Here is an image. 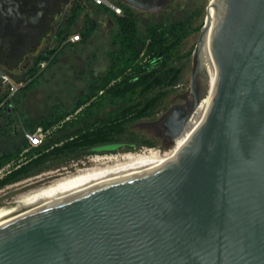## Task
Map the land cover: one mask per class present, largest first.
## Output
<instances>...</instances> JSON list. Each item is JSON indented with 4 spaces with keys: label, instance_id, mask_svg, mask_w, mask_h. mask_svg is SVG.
<instances>
[{
    "label": "water",
    "instance_id": "obj_1",
    "mask_svg": "<svg viewBox=\"0 0 264 264\" xmlns=\"http://www.w3.org/2000/svg\"><path fill=\"white\" fill-rule=\"evenodd\" d=\"M210 27L215 82L185 143L148 170L37 185L1 200L0 264H264V0H211L193 105L163 123L174 141L203 97L195 80Z\"/></svg>",
    "mask_w": 264,
    "mask_h": 264
},
{
    "label": "rangeland",
    "instance_id": "obj_2",
    "mask_svg": "<svg viewBox=\"0 0 264 264\" xmlns=\"http://www.w3.org/2000/svg\"><path fill=\"white\" fill-rule=\"evenodd\" d=\"M208 4L209 0L195 2L182 0L170 6L162 15L150 13L137 15L138 25L144 34L150 23L168 24L184 19H189L190 23L188 34L175 48V54L170 61V64L181 67L177 84L158 87L144 97L137 91L125 104L124 101L111 103L109 100H104L100 112L104 118L90 128L108 129L113 126V130H108L111 131L108 135L113 138L111 142L136 143L135 148L123 147L116 151L94 152L91 146L82 145L83 133L86 130H77L81 125L79 111L82 108H76L78 101L97 90L101 82L100 78L106 76L111 66V54L119 47L115 42L119 25L115 15L103 7L90 9L96 29L86 40L64 46L63 42L62 46H59L61 48L57 57L45 59L34 67V76L29 75L32 70L25 75H9L11 82L8 87L6 86V93L12 97L15 107L14 121L18 127L0 137V154L13 153L12 160L4 165V169L0 172V181L11 177L14 169L51 150L53 146L61 147L69 142L71 148L50 155L37 166L32 175L0 186V201L37 185L51 184L63 175L96 166L101 161H107L104 159L107 156L120 158L129 152L143 153L152 149L165 152L172 149L174 141H165L162 137L164 126L161 122L173 106L186 98H193L191 79L196 66L195 51L206 20ZM83 27L84 25H74L70 33L80 32ZM207 79H209L208 72L204 68L199 71L195 80L196 94L207 93L209 87ZM12 86L14 89H11ZM101 92L99 91L91 100L99 99ZM156 95L159 96V100L155 106L141 114L139 111L142 107L141 102ZM59 117L64 118L49 129H44L47 131V139L62 136L61 140L38 152H32L31 147L23 145L25 131L39 126L44 127V122ZM65 121H74L75 125L64 126L65 130L54 133L66 123Z\"/></svg>",
    "mask_w": 264,
    "mask_h": 264
},
{
    "label": "trees",
    "instance_id": "obj_3",
    "mask_svg": "<svg viewBox=\"0 0 264 264\" xmlns=\"http://www.w3.org/2000/svg\"><path fill=\"white\" fill-rule=\"evenodd\" d=\"M120 5L124 9L123 14L121 15H118L107 7L100 5L105 10L115 15L119 25V31L115 38V42L116 44H119V47L111 54V66L107 71L106 76L100 78L101 82L97 87V90L84 96L83 99L78 101L76 107H82L79 111V123L81 125L77 130H86L83 133L82 138L84 141L82 145L83 147L91 146V150L93 146L110 143L113 139L111 135H108V133L111 132L108 130H113V126L108 129H103V127L90 129L92 125L97 124L102 118H104V116L100 114L102 107L101 104L104 100H109L111 103L124 101L123 103L125 104L126 101L137 91H139L144 97L158 87L177 84L181 72V67L170 64V61L175 54V48L189 32V19L178 20L168 24L163 22L150 23L147 25L146 34H144L140 30L138 17L135 12L126 5ZM95 29V21L88 19L87 23L80 31V40L70 41L69 37L73 34L70 33L71 29H69L64 37V44H62L64 46L66 44H73L75 42L86 40ZM62 44L60 46H62ZM60 48L58 47L51 53L42 56L38 62L40 63L45 59L57 57ZM34 71L35 68L32 69L29 75L34 76ZM99 91H102L100 98L92 101L91 99ZM157 100H159L158 95L141 102L142 107L139 109L140 113L143 114L150 111L157 103ZM1 116L0 111V137L11 132V129L1 122ZM63 118L64 117H59L44 122L43 128L49 129ZM65 122L66 123L57 128L54 133L65 130L66 128L64 126L75 125L74 121ZM35 129H29L27 131H34ZM46 139L47 137L41 145L29 146L27 139L23 136V145L31 147L32 152H38L52 146L54 142L61 140L62 136ZM69 148H71L69 142L61 147L53 146L51 150L41 153L32 160L14 169L11 173V177L0 181V186L9 181H17L32 175L33 172L36 171L37 166L50 155ZM12 158L13 153H1L0 169L9 163Z\"/></svg>",
    "mask_w": 264,
    "mask_h": 264
},
{
    "label": "flooded vegetation",
    "instance_id": "obj_4",
    "mask_svg": "<svg viewBox=\"0 0 264 264\" xmlns=\"http://www.w3.org/2000/svg\"><path fill=\"white\" fill-rule=\"evenodd\" d=\"M115 1L130 7L136 15H162L182 0H135L139 6H132L126 0ZM92 7L101 8L93 0H0V111L1 122L8 128L14 130L18 125L14 121V103L6 93L8 84L3 77L7 75L10 79V76L29 73L42 56L63 43L69 29L74 25L83 26L92 19ZM192 97L172 107L177 110L176 120H181L190 111L193 93ZM161 125L164 126L162 137L165 141L171 140L168 126L163 121ZM119 143L123 144L120 148L136 147V143Z\"/></svg>",
    "mask_w": 264,
    "mask_h": 264
},
{
    "label": "bare ground",
    "instance_id": "obj_5",
    "mask_svg": "<svg viewBox=\"0 0 264 264\" xmlns=\"http://www.w3.org/2000/svg\"><path fill=\"white\" fill-rule=\"evenodd\" d=\"M210 3L211 0L209 1L207 12L209 11ZM208 31H209L208 38L205 41L200 51V56H201V62L205 70L208 72L209 79L207 80L209 83V87L207 88L208 89L207 93L203 95L198 107L195 109L191 117L188 119L187 124L185 126V130L175 138L174 146L172 149L165 152H161L160 150L158 151L153 149L143 153L129 152L123 154L120 158H117V156H110V157L107 156L104 158L107 159V161L106 160L101 161L96 166L84 168L73 174L70 173L65 176L63 175V177H59L58 179L54 180V182H52L51 184H67V183L78 182L99 176L140 171V170H148L167 161L185 143V141L198 127L209 105L210 94L212 91L213 84L215 82V73H214V58L211 52L213 27H210ZM96 160L98 161L99 158H97Z\"/></svg>",
    "mask_w": 264,
    "mask_h": 264
},
{
    "label": "built area",
    "instance_id": "obj_6",
    "mask_svg": "<svg viewBox=\"0 0 264 264\" xmlns=\"http://www.w3.org/2000/svg\"><path fill=\"white\" fill-rule=\"evenodd\" d=\"M93 2L96 5H102V6L107 7L109 10L115 12L118 15L123 14L122 6L118 2H116L115 0H93ZM80 39H81V33L80 32H77V33H75L69 37L70 41H78ZM3 80L7 84H9L11 82V80L9 79V77L7 75H5L3 77ZM11 89H14V87L12 86ZM46 136H47V131L42 126L37 127L34 131H25L24 132V137L27 139L29 146L41 145L44 142ZM3 169H4V167H2L0 169V172Z\"/></svg>",
    "mask_w": 264,
    "mask_h": 264
},
{
    "label": "crops",
    "instance_id": "obj_7",
    "mask_svg": "<svg viewBox=\"0 0 264 264\" xmlns=\"http://www.w3.org/2000/svg\"><path fill=\"white\" fill-rule=\"evenodd\" d=\"M95 4V3H94ZM98 6H100V5H98Z\"/></svg>",
    "mask_w": 264,
    "mask_h": 264
}]
</instances>
